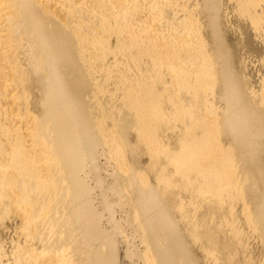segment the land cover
<instances>
[{"label":"bare ground","instance_id":"bare-ground-1","mask_svg":"<svg viewBox=\"0 0 264 264\" xmlns=\"http://www.w3.org/2000/svg\"><path fill=\"white\" fill-rule=\"evenodd\" d=\"M1 211L27 264H264V0H0Z\"/></svg>","mask_w":264,"mask_h":264},{"label":"rangeland","instance_id":"rangeland-1","mask_svg":"<svg viewBox=\"0 0 264 264\" xmlns=\"http://www.w3.org/2000/svg\"><path fill=\"white\" fill-rule=\"evenodd\" d=\"M226 32H227L226 33L227 39H228L229 43L232 44V46L234 45V49H235L236 53L238 51V53L241 56L245 57L246 53H245L244 49L242 47L237 46L238 45L237 44V42H238L237 33L232 29H226ZM36 93H37V91H36ZM35 109H37V108H35ZM141 160H142L141 162H143V165H144V166H142V163H141L142 168H144V167L146 168L147 167L146 165H147L148 160H149L148 155L143 154ZM103 161H104L105 166H106L105 172L107 174H109L108 172H112L111 168H113L114 164L112 162L107 161L105 158L103 159ZM107 162H109V163H107ZM108 168H110V169H108ZM112 197H113V195H112ZM240 206H241V204L239 205V208L241 209L242 207H240ZM126 208L127 209L125 210V206L121 207L120 210L122 209L123 212H121L119 210L120 215H118L119 212L117 213L118 217L119 218L121 217L120 219H122L123 214L125 217H127L126 214H128V213L126 211H128V207L126 206ZM201 209L198 212L199 216L201 215L202 212L206 211L205 208L204 209L201 208ZM1 212L3 214H1ZM1 212H0V263L4 262V264L5 263L6 264H27L26 262L24 263L22 260H19V257L17 256V249H18L17 246L20 247L21 244L22 245L25 244V240H27V235L25 236V234H26L25 229H23L24 225H23L22 218L20 216H18V214L16 215L14 212H11L9 214H5L4 211H1ZM124 216H123L124 219H122L123 220L122 222L124 224V231L127 229V231H125L124 233H127V234H123V238L124 239L126 237L130 238L129 240L131 242L129 241V243H128L127 238L125 240L122 238V240H123L122 242H124L123 244L128 243L127 245L126 244L125 245L129 246V244L131 243L129 247L131 249L133 248L134 251L143 248L144 245L140 240L139 229L138 228L136 229L135 225L130 224L126 220L127 218H125ZM136 232L139 233L138 236H137ZM134 234H135V236H134ZM246 239L248 242V248L244 249V251H241V254H240L241 258L243 259L245 257H250L253 259L254 262H259L263 258V248H262V243H261L260 239L255 234H253L249 231H247ZM37 241H39V240H36L34 243H36L37 246H41L42 242L39 243ZM132 243H133L134 247L132 246ZM141 243H142V245H141ZM134 244L138 245V246H135ZM195 250L202 260L201 264H213V261L211 259H207L204 257L203 251H202L200 246L196 245ZM139 263L143 264L142 261H140Z\"/></svg>","mask_w":264,"mask_h":264}]
</instances>
